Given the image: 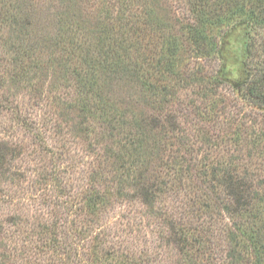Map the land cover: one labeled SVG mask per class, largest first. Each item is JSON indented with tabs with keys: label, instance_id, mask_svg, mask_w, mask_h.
<instances>
[{
	"label": "rangeland",
	"instance_id": "obj_1",
	"mask_svg": "<svg viewBox=\"0 0 264 264\" xmlns=\"http://www.w3.org/2000/svg\"><path fill=\"white\" fill-rule=\"evenodd\" d=\"M28 4L34 36L55 30L62 12L85 22L102 9L152 12L173 31L193 17L189 0ZM263 28L246 17L225 25L218 57L192 52L184 75L171 81L168 103H155L156 110L146 105L161 99L140 85H113L107 95L113 105L159 119L148 131L143 160L125 155L127 133L92 118L82 122L68 108L74 95L59 86L62 79L12 80L10 52L19 35L3 28L0 264H264V106L245 92L264 73ZM167 32L149 31L150 49L158 51ZM183 78L186 84L179 83ZM224 181L238 185L246 203L232 199ZM239 229H260L263 246H253ZM176 232L200 242L187 251ZM237 254L244 260L236 263Z\"/></svg>",
	"mask_w": 264,
	"mask_h": 264
},
{
	"label": "trees",
	"instance_id": "obj_2",
	"mask_svg": "<svg viewBox=\"0 0 264 264\" xmlns=\"http://www.w3.org/2000/svg\"><path fill=\"white\" fill-rule=\"evenodd\" d=\"M28 1L0 0V31L9 28V32L19 35L18 44L10 52L12 80L32 83L37 78L40 82L41 78L56 79L55 82L62 79L59 86L74 95L68 108L82 122L92 118L104 123L110 131L127 133L125 137L121 135L125 139L123 150L125 155L135 160H143L147 156L148 131L159 119L140 112L135 106L120 109L113 105L114 102L107 97L113 85L120 81L140 85L161 99L151 103L149 100L146 105L153 103L152 109L156 110L155 103H168L169 90L173 88L171 81L184 75L183 69L186 61L191 60L192 52L195 57H218V36L225 25L238 17H246L256 28L264 27V0H189L193 17L180 31H173L174 26L171 27L168 20L154 17L152 12L138 16L122 10L115 15L111 9H102L95 19L86 22L80 21L73 13L62 12L55 30L34 36L30 32L33 18L28 10ZM152 30H157L159 36L160 31H168L161 48L157 44L158 51L150 49L154 44L147 39ZM187 80L183 78L179 83L186 84ZM201 80L199 75L197 83L201 84ZM245 92L253 103L264 106V73L254 75ZM134 161L131 166L137 167ZM224 184L230 188L232 199L237 203H241L240 199L244 201L243 191L238 185L234 186L233 181H224ZM146 194L147 198L153 197L152 193ZM87 205L94 210V199L90 198ZM224 210L229 216L236 215L228 206ZM239 230L253 246H263L260 229ZM180 235L176 232V242L187 251H192L193 245L200 242L195 236L190 237L183 232ZM232 258L236 263L244 260L240 254Z\"/></svg>",
	"mask_w": 264,
	"mask_h": 264
}]
</instances>
